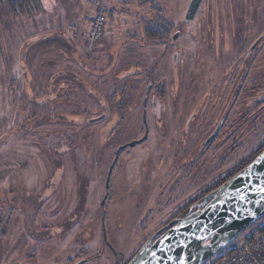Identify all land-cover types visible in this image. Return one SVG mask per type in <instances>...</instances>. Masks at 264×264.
Wrapping results in <instances>:
<instances>
[{"label": "rangeland", "instance_id": "374dc122", "mask_svg": "<svg viewBox=\"0 0 264 264\" xmlns=\"http://www.w3.org/2000/svg\"><path fill=\"white\" fill-rule=\"evenodd\" d=\"M39 1L0 7V264H126L263 147L264 0H155L163 40L139 0Z\"/></svg>", "mask_w": 264, "mask_h": 264}, {"label": "water", "instance_id": "95a60500", "mask_svg": "<svg viewBox=\"0 0 264 264\" xmlns=\"http://www.w3.org/2000/svg\"><path fill=\"white\" fill-rule=\"evenodd\" d=\"M201 3L202 0H190L188 22L194 19ZM263 217L264 149L247 166L193 204L184 216L152 235L127 264H202Z\"/></svg>", "mask_w": 264, "mask_h": 264}, {"label": "built area", "instance_id": "2783aa9c", "mask_svg": "<svg viewBox=\"0 0 264 264\" xmlns=\"http://www.w3.org/2000/svg\"><path fill=\"white\" fill-rule=\"evenodd\" d=\"M106 21L104 14L91 18V27L86 32L87 49L94 48L100 41ZM202 264H264V217Z\"/></svg>", "mask_w": 264, "mask_h": 264}, {"label": "trees", "instance_id": "16d2710c", "mask_svg": "<svg viewBox=\"0 0 264 264\" xmlns=\"http://www.w3.org/2000/svg\"><path fill=\"white\" fill-rule=\"evenodd\" d=\"M3 1L8 6L10 12L15 15H18V14L31 15V13H33L34 10L40 11L42 9V3L39 0H0V7L3 4ZM139 4L141 6L149 5L150 11L152 13L154 12V14L156 13V16H157V17L153 16V18L154 17L156 18L155 20L151 18L149 21L145 22L146 25L144 26V35L151 40L165 39L167 35L170 33V29L172 28V23L167 21L163 16L160 15L162 11L159 5L157 4V2L155 0H139ZM157 12L159 13V15L157 14ZM198 12H199V9L197 13ZM184 19H185V22H187L190 25H192L195 21V17H194L192 21L188 22L186 20V13H185ZM66 74L73 75L74 73L70 70ZM73 78H76V76ZM263 149H264V145L259 150H257L253 155H251L248 160L242 163L240 167L226 179V181L230 179L238 171H240L242 168L247 166ZM222 183H224V181ZM217 187H214V188L216 189ZM186 213L182 214V216H184ZM131 258L127 261V263L131 260Z\"/></svg>", "mask_w": 264, "mask_h": 264}, {"label": "crops", "instance_id": "0c3cea01", "mask_svg": "<svg viewBox=\"0 0 264 264\" xmlns=\"http://www.w3.org/2000/svg\"><path fill=\"white\" fill-rule=\"evenodd\" d=\"M90 22H91V19H90Z\"/></svg>", "mask_w": 264, "mask_h": 264}]
</instances>
